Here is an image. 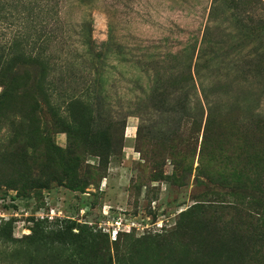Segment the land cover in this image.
I'll use <instances>...</instances> for the list:
<instances>
[{
	"label": "rangeland",
	"instance_id": "rangeland-1",
	"mask_svg": "<svg viewBox=\"0 0 264 264\" xmlns=\"http://www.w3.org/2000/svg\"><path fill=\"white\" fill-rule=\"evenodd\" d=\"M15 36L51 59L14 71L43 112L21 114L35 103L17 97L0 114V224L16 239L95 234L83 253L39 246L45 264H261L231 236L245 211L264 213V165L263 197L244 187L252 112L222 114L204 146L206 118L165 83L191 70L194 100L227 112L249 97L264 118V0H0V57Z\"/></svg>",
	"mask_w": 264,
	"mask_h": 264
},
{
	"label": "trees",
	"instance_id": "trees-1",
	"mask_svg": "<svg viewBox=\"0 0 264 264\" xmlns=\"http://www.w3.org/2000/svg\"><path fill=\"white\" fill-rule=\"evenodd\" d=\"M23 38V36L13 37L10 44L5 46L6 54L4 52L0 57V86L2 90L0 92V114L4 112V106L7 102H10L13 98L22 97L24 99L31 100L28 108H25L21 114H32L33 116H38L43 112V109L35 100V93L32 92V88L22 86L21 84L15 82L16 73L15 70H20L28 65H34L37 63H50V49H42L43 51L37 52L34 49H30V45ZM45 40H41V44H45ZM41 47V46H40ZM39 47V48H40ZM40 63V64H41ZM189 79V80H188ZM216 79V78H215ZM189 83H188V82ZM167 84V85H166ZM173 84L180 87L182 91H186L181 97L179 103H181L185 110L189 111L193 115L199 110V115L201 119L206 118V123L204 126L203 134V145L204 146H216L220 142L217 139L211 140V135H218L221 130L225 128L221 120L222 114H230L234 112L243 113L244 110H250L251 116L247 119V129L249 132V138L246 148V154L244 156V163L249 166L250 174L246 175L245 179V189H249L250 195L254 198H262V189L257 184V171L264 165V154L262 152V145L264 144L261 135L259 136L260 124L264 122V118L259 111L260 108L251 107L253 105V100L249 97L245 98L241 102L236 103L231 106L225 107L223 110H229L227 112H221L215 110V103L206 101L204 102L200 98L194 100L192 96V90H197V85L195 83V77L191 70L189 74L185 75L183 72L172 77L166 86H173ZM193 85V86H192ZM221 83L217 81H212L207 87L202 85V91H217ZM161 88L159 85H155L153 92H158ZM163 93V92H162ZM35 100V101H34ZM79 102L78 100H73L72 103ZM217 106V105H216ZM222 107V106H221ZM235 107V108H234ZM224 108V107H222ZM247 108V109H246ZM248 112V111H247ZM188 113V112H187ZM186 114V118L194 119V124L196 123L197 116L192 114ZM221 114V115H219ZM243 116V114H241ZM215 116L221 117L219 123L216 121ZM261 129V128H260ZM260 133H262L260 131ZM220 135L218 136V138ZM259 205V204H257ZM245 220L244 222L237 223L234 222V226L231 230V236L233 238V244L238 245L242 243L243 246L247 248L250 245L254 251L249 254L247 251L245 257L249 258V261L253 263L254 261L261 262L264 264V251L256 248V246H264V213L256 212L254 210H247L244 212ZM258 222H261L258 224ZM239 224V225H238ZM74 227L71 225H64L57 230H50L47 233L43 228L32 229V232L22 239H16L13 236V230L8 222L0 224V264H45L43 259H39L37 254V248L39 246L50 245V243H60V244H73L75 249L80 253L83 250H92L94 244L95 234L93 232L79 231L78 233L72 231ZM73 241V242H72ZM249 247V246H248ZM83 257V256H82ZM87 259V258H83ZM70 263L75 264H114L112 258H104L102 260H84L81 262H75L73 260H68Z\"/></svg>",
	"mask_w": 264,
	"mask_h": 264
}]
</instances>
